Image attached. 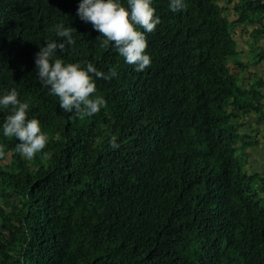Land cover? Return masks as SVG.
<instances>
[{
	"label": "trees",
	"instance_id": "obj_1",
	"mask_svg": "<svg viewBox=\"0 0 264 264\" xmlns=\"http://www.w3.org/2000/svg\"><path fill=\"white\" fill-rule=\"evenodd\" d=\"M222 2L173 12L153 0L161 24L137 72L79 19V0H0V94L15 88L48 136L27 159L0 129V200L18 199L0 203V264H264V174L245 171L260 145L244 131L264 122V82L231 68H246L237 26L264 63V3L242 0L232 21ZM58 24L76 30L60 58L117 73L97 79L105 104L92 116L64 112L37 76Z\"/></svg>",
	"mask_w": 264,
	"mask_h": 264
},
{
	"label": "clouds",
	"instance_id": "obj_2",
	"mask_svg": "<svg viewBox=\"0 0 264 264\" xmlns=\"http://www.w3.org/2000/svg\"><path fill=\"white\" fill-rule=\"evenodd\" d=\"M184 0H169L173 12L181 11ZM76 15L85 23H90L103 37L102 46H110L124 58L125 63L134 66L137 72L145 71L151 65L147 33H152L161 18L156 14L153 0H79ZM141 29L143 31H141ZM56 36L62 42H45L35 54L36 73L41 84L48 88L49 95L59 98V107L64 112L79 118L92 116L104 106L102 97L95 96L97 79L111 80L115 71L107 73L98 70L91 62L67 63L58 56L67 46L75 45L72 27L63 24L55 26ZM29 103L20 99L15 88L0 94V110H9L0 129L5 137H15V151L22 157L32 159L45 149L48 136L42 131L38 119H29ZM116 138L111 147L118 149ZM5 155L0 150V156Z\"/></svg>",
	"mask_w": 264,
	"mask_h": 264
},
{
	"label": "rangeland",
	"instance_id": "obj_3",
	"mask_svg": "<svg viewBox=\"0 0 264 264\" xmlns=\"http://www.w3.org/2000/svg\"><path fill=\"white\" fill-rule=\"evenodd\" d=\"M223 5L227 6V3L229 0H222ZM233 5H231V20L236 21L239 18V13L237 12L236 8L239 7V5L242 3V0H232ZM261 1V0H260ZM264 3V0H262ZM236 7V8H235ZM235 8V9H234ZM252 29L243 26L242 28H237L234 30L235 38L238 43V60L244 63L246 66L245 69H242L239 66H236L234 64H231V68L235 70V73L240 77V78H246L250 80H256L260 79L264 82V63L261 64H255L256 57L255 53L253 52L254 46L252 45V40H251V35ZM258 48H264V44L258 45ZM246 86H248V82L245 83ZM245 134L249 136L250 142H257L261 147L260 149L257 150V155L253 154V156H256V158H253L254 166L256 167L255 170L252 172H259V173H264V122H260L259 118L257 117H252L251 120L246 122V127L244 129ZM252 154V152H249ZM251 169V165L249 168L245 167V171H248ZM0 203L4 205L6 209H13L17 210V205H18V199L17 198H12L10 200H0ZM1 230V228H0ZM1 238V234H0Z\"/></svg>",
	"mask_w": 264,
	"mask_h": 264
},
{
	"label": "crops",
	"instance_id": "obj_4",
	"mask_svg": "<svg viewBox=\"0 0 264 264\" xmlns=\"http://www.w3.org/2000/svg\"><path fill=\"white\" fill-rule=\"evenodd\" d=\"M255 143H257V142H255ZM261 147H263V146H258V147H255V148H253L252 150H250L249 152H252V154L250 153V156H251V171L250 172H252L253 170H255L256 169V167L254 166L255 164H257V162L254 164V159L253 158H256V156H253V154H255V155H257V150L258 149H260ZM262 164H264L263 162H262ZM257 172V171H256ZM252 173H255V172H252ZM259 173V172H258ZM262 174H264V173H262Z\"/></svg>",
	"mask_w": 264,
	"mask_h": 264
}]
</instances>
